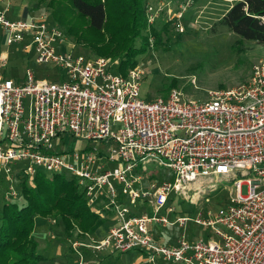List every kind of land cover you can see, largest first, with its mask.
Here are the masks:
<instances>
[{
    "label": "built area",
    "instance_id": "built-area-1",
    "mask_svg": "<svg viewBox=\"0 0 264 264\" xmlns=\"http://www.w3.org/2000/svg\"><path fill=\"white\" fill-rule=\"evenodd\" d=\"M189 5L179 4L180 12ZM5 11L0 5V41L32 53L38 64L54 65L59 75L38 78L27 67L22 78L6 77L7 52L0 51L4 199L16 198L20 176L31 181L39 170L47 178H76L92 211L101 217L111 212L113 221L100 238L86 234L88 242L73 233L68 242L77 264H86L81 249L137 250L142 264H264V60L252 64L246 83L210 91L206 101L175 89L146 100L140 97L139 66L122 74L117 60L75 53L48 16L31 12L10 19ZM160 11L146 4L148 24ZM66 135L104 144V152L93 146L56 150ZM149 162L170 170L171 179L144 183L135 172L146 171ZM228 181L225 205L207 207L216 184ZM120 196L151 211L131 212ZM102 197L100 209L95 204ZM184 203L188 207L175 205ZM189 222L216 239L187 233ZM152 224L181 231L174 243L162 244Z\"/></svg>",
    "mask_w": 264,
    "mask_h": 264
},
{
    "label": "rangeland",
    "instance_id": "rangeland-1",
    "mask_svg": "<svg viewBox=\"0 0 264 264\" xmlns=\"http://www.w3.org/2000/svg\"><path fill=\"white\" fill-rule=\"evenodd\" d=\"M9 1H14L19 6L31 5L30 0ZM234 2V0H192V4L178 19L170 15L166 20V16H162V11H160L159 16L161 17L159 19L156 17L153 22L154 34L146 28L141 31L140 37L136 39L135 44L137 46L140 39L146 36L148 49L139 54L136 57L135 65L129 68L139 66L142 71L141 98L153 100L158 97H166L170 90L175 89L186 98L206 101L210 98V91L225 90L247 82L251 74L252 64L264 60V43L240 38L219 23V19ZM50 13V8L41 5L33 14H43L52 21ZM179 27L182 28L181 31L178 29ZM156 30L160 31V36L155 42ZM65 40L70 47L71 44L74 46L73 51L75 53L87 57L99 56L119 61L117 57L97 55L90 48L76 44L66 33ZM0 51L7 52V63L4 70L6 77L22 78L25 69L30 67L35 77L48 78L49 80L58 78L59 70L54 65L36 63L32 53H23L17 45L6 46L0 41ZM92 146L96 149L105 147L99 142L90 143L66 135L59 144H56L55 149L71 151L83 148V152H85L86 148L89 149ZM107 165L111 167L109 166L110 163ZM135 173H139L146 183L169 180L172 176L170 170L153 162L146 163V171L137 168ZM28 182L31 183L32 180ZM231 186V181L216 184V189L211 193L207 207L214 210L224 206ZM242 191H245V186H243ZM175 205L188 207L186 203ZM90 210H92L91 207ZM105 226L107 227V224ZM156 229L161 230L163 234L168 232L169 235H177L181 231L177 226L161 228L157 225ZM186 231L187 233H195L200 237H206L207 234H210L215 238L210 230L192 222L187 224ZM74 232H72V236L67 237L61 222L55 224L50 217H36L34 233L38 241V252L48 258L46 264H76V258L68 254L69 243L67 241L73 237ZM76 234V239L89 241L86 234L79 231ZM51 242L59 245L61 249L59 255L62 256L60 260L52 254L49 245H45V243ZM136 257V250L119 253L107 249L101 250L98 255L93 252L86 254V264H96L97 259L101 260V264H139L141 260H137ZM158 261L161 264H167L160 259Z\"/></svg>",
    "mask_w": 264,
    "mask_h": 264
},
{
    "label": "trees",
    "instance_id": "trees-1",
    "mask_svg": "<svg viewBox=\"0 0 264 264\" xmlns=\"http://www.w3.org/2000/svg\"><path fill=\"white\" fill-rule=\"evenodd\" d=\"M234 1L219 23L240 38L264 43V0ZM146 2L30 0L28 7L31 12L41 5L50 8L52 22L76 44L90 48L97 55L119 58L116 71L125 74L135 65L136 57L148 49L146 36L135 44L141 31L146 28L153 34L155 31L153 23L147 22ZM159 32H155V42ZM6 186L0 175V264H46L48 258L38 252L34 235L37 216L50 217L55 224L61 222L67 237L74 231L90 235L104 221L90 210L77 179L67 174L47 178L39 170L31 183L22 175L14 182L18 195L9 200L4 199ZM71 250L68 249L70 255Z\"/></svg>",
    "mask_w": 264,
    "mask_h": 264
},
{
    "label": "crops",
    "instance_id": "crops-1",
    "mask_svg": "<svg viewBox=\"0 0 264 264\" xmlns=\"http://www.w3.org/2000/svg\"><path fill=\"white\" fill-rule=\"evenodd\" d=\"M185 2H188L190 3V5L192 4V0H147L146 4L147 5H151L153 6L154 9L158 10L159 8H161L162 12H161V15L163 16H166V20L168 17H170V15H172L173 17H176V15L178 13H181V16L179 18H181L183 16V14L185 13V11L187 10V7L189 6H186L183 10H179V4H184ZM0 5L4 8H6V11H5V14L7 15L8 18L10 19H26L28 17V15L31 13V11L29 10V5H22V6H19V5H16L14 3V1H9V0H0ZM181 9V8H180ZM226 12V11H225ZM160 13L158 14L157 18L159 19L161 16H159ZM178 19V17H176ZM104 146V144H102ZM104 148L105 147H100L98 148V150L100 151V155L103 154L104 152ZM103 159V158H102ZM110 163L111 165L109 166H112L114 165L113 163L111 162H107V164ZM106 164V165H107ZM108 166V165H107ZM145 183V182H144ZM104 198H99L97 201H96V206L97 208H102V204L105 202V200H103ZM119 200L122 201L124 204H126L130 211L131 212H134V213H143V212H150L151 209L144 203L142 202H138L134 207L133 205H129L127 200H125V198L123 196H120L119 197ZM148 208H147V207ZM104 217H102L104 219L102 225H100L94 233L90 234L93 238H100L102 237L106 231L108 230V228L112 225L113 221H112V213L111 212H108L106 211L104 213ZM107 224V227L105 226ZM158 224H152L151 225V229L152 231L154 232V234L156 235V237L158 238L159 242L162 243V244H171V243H174L175 241V237H176V234H173V235H169V233L167 232L166 234L163 232H161V230H157L156 229V226ZM160 226V225H159ZM161 228H167V227H162L160 226ZM35 235V233H34ZM68 240V239H67ZM46 246L49 245V247L51 248L52 250V254L56 255V258L57 259H61L62 256L59 255V253L61 254V249L59 248V245L55 244V243H45ZM45 249V248H44ZM69 249V248H68ZM82 252H83V258H84V261H87L86 260V254L90 253V252H93L95 253V255H98L100 253V251H91V250H85V249H81ZM70 251V250H69ZM137 251V250H136ZM70 254V252L68 253ZM71 255L73 258H76L75 259V263L77 264V260L78 258L74 255L73 251L71 250ZM142 254L137 251V257L136 259L137 260H141V262L139 264H142ZM99 257V256H98ZM139 257V258H138ZM101 260L100 259H97V261L95 262L96 264H101L100 263ZM69 263V261H68ZM165 263V262H163ZM161 264V263H160ZM168 264V263H167Z\"/></svg>",
    "mask_w": 264,
    "mask_h": 264
}]
</instances>
